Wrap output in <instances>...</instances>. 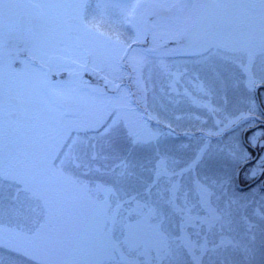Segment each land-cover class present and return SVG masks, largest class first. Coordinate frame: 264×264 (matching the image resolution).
Segmentation results:
<instances>
[{
  "label": "snow or ice",
  "instance_id": "obj_1",
  "mask_svg": "<svg viewBox=\"0 0 264 264\" xmlns=\"http://www.w3.org/2000/svg\"><path fill=\"white\" fill-rule=\"evenodd\" d=\"M0 264H264V0H0Z\"/></svg>",
  "mask_w": 264,
  "mask_h": 264
},
{
  "label": "flooded vegetation",
  "instance_id": "obj_2",
  "mask_svg": "<svg viewBox=\"0 0 264 264\" xmlns=\"http://www.w3.org/2000/svg\"><path fill=\"white\" fill-rule=\"evenodd\" d=\"M250 135V132L248 133ZM259 182V178H256V181L247 178L243 173H241L240 177L238 178L239 187L243 191H249L251 187H256L257 183Z\"/></svg>",
  "mask_w": 264,
  "mask_h": 264
},
{
  "label": "rangeland",
  "instance_id": "obj_3",
  "mask_svg": "<svg viewBox=\"0 0 264 264\" xmlns=\"http://www.w3.org/2000/svg\"><path fill=\"white\" fill-rule=\"evenodd\" d=\"M85 79H92V78H91V77H89V76H86V77H85Z\"/></svg>",
  "mask_w": 264,
  "mask_h": 264
}]
</instances>
